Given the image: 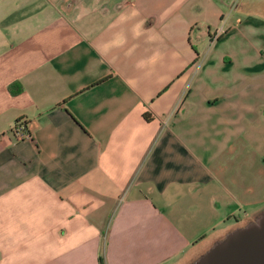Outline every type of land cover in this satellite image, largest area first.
<instances>
[{"label":"crops","instance_id":"0c3cea01","mask_svg":"<svg viewBox=\"0 0 264 264\" xmlns=\"http://www.w3.org/2000/svg\"><path fill=\"white\" fill-rule=\"evenodd\" d=\"M262 206L264 0H0V264H191Z\"/></svg>","mask_w":264,"mask_h":264},{"label":"water","instance_id":"95a60500","mask_svg":"<svg viewBox=\"0 0 264 264\" xmlns=\"http://www.w3.org/2000/svg\"><path fill=\"white\" fill-rule=\"evenodd\" d=\"M191 264H264V213L228 232Z\"/></svg>","mask_w":264,"mask_h":264},{"label":"built area","instance_id":"2783aa9c","mask_svg":"<svg viewBox=\"0 0 264 264\" xmlns=\"http://www.w3.org/2000/svg\"><path fill=\"white\" fill-rule=\"evenodd\" d=\"M216 36L217 34L215 35V37ZM10 133L14 141H24L31 139V134L27 129V125L22 119L15 121V123L13 124L10 130Z\"/></svg>","mask_w":264,"mask_h":264},{"label":"rangeland","instance_id":"374dc122","mask_svg":"<svg viewBox=\"0 0 264 264\" xmlns=\"http://www.w3.org/2000/svg\"><path fill=\"white\" fill-rule=\"evenodd\" d=\"M260 209H261V211H259V212H261V214L264 213V206H262ZM254 212H256V211L254 210ZM259 215H260V214H259ZM255 218H256V217H255V214H249V216H248L245 220H243L244 222H242V224H238V225H239L238 227H242V226L248 224L249 222L253 221ZM243 219H244V218H243ZM238 227L231 228V230H229L228 232H230V231H232V230H234V229H236V228H238ZM228 232H227V233H228ZM227 233H226V234H227Z\"/></svg>","mask_w":264,"mask_h":264},{"label":"trees","instance_id":"16d2710c","mask_svg":"<svg viewBox=\"0 0 264 264\" xmlns=\"http://www.w3.org/2000/svg\"><path fill=\"white\" fill-rule=\"evenodd\" d=\"M9 90L11 91L12 94H17L18 92L21 91V88L18 86V84H13L12 86L9 87Z\"/></svg>","mask_w":264,"mask_h":264}]
</instances>
